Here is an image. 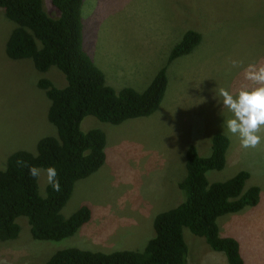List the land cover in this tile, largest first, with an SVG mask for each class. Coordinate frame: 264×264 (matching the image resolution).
<instances>
[{
    "label": "rangeland",
    "instance_id": "374dc122",
    "mask_svg": "<svg viewBox=\"0 0 264 264\" xmlns=\"http://www.w3.org/2000/svg\"><path fill=\"white\" fill-rule=\"evenodd\" d=\"M44 8L56 10L49 0ZM83 48L116 92L123 87L143 91L158 70L166 67L168 83L158 109L148 116L119 124L86 115L80 129H100L106 136V161L93 174L75 182L61 210L64 217L87 205L92 217L70 237L34 240L26 217L17 240L0 241V264H45L64 248L109 253L142 251L154 237L153 220L184 199L179 182L186 175L185 153L193 144L201 156L211 152V136L230 138L225 166L206 172L209 183L223 181L240 170L249 173L244 189L257 185L256 206L217 218L220 236L239 242L245 264H264V143L243 149L239 139L224 129L231 113L217 96L221 87L236 91L243 66L226 72L229 57L264 62V0H83ZM16 25L0 9V169L18 150L37 154V142L57 137L47 120L50 104L40 78L56 87L66 85L55 66L40 72L29 58L11 60L5 43ZM201 33L191 52L167 65L173 46L186 30ZM38 192L46 196L45 176L37 178ZM188 247L186 264H228L204 237L183 228Z\"/></svg>",
    "mask_w": 264,
    "mask_h": 264
},
{
    "label": "trees",
    "instance_id": "16d2710c",
    "mask_svg": "<svg viewBox=\"0 0 264 264\" xmlns=\"http://www.w3.org/2000/svg\"><path fill=\"white\" fill-rule=\"evenodd\" d=\"M49 1L56 17L45 10L43 0H0L4 16L16 25L6 43L7 57L29 58L40 72L55 66L66 80L61 88L46 78L37 81L50 101L47 120L56 128L57 137L40 138L36 155L26 150L11 153L5 168L0 169V241L18 237L21 226L16 219L21 215L28 218L35 240L68 238L87 222L91 217L87 205H81L68 217L61 213L75 182L93 174L106 160L104 132L100 129L83 132L81 120L92 115L119 124L129 118L148 116L158 109L168 83L166 67H162L143 91L123 87L116 92L83 48V0ZM201 40V33L186 30L173 46L167 65ZM229 145V136L217 132L211 136L208 156L199 155L193 144L187 147L186 175L178 184L185 199L155 216V235L142 251L103 253L71 247L56 251L45 264H185L188 249L183 227L204 237L213 250L225 254L228 264H245L239 242L233 237H220L216 219L259 204L260 189L257 185L244 189L249 178L245 170L211 183L206 176L207 171L225 166ZM21 159L42 169L54 165L61 190L56 192L46 185V196H40L37 178L29 174L28 167L17 165Z\"/></svg>",
    "mask_w": 264,
    "mask_h": 264
},
{
    "label": "clouds",
    "instance_id": "9594fccd",
    "mask_svg": "<svg viewBox=\"0 0 264 264\" xmlns=\"http://www.w3.org/2000/svg\"><path fill=\"white\" fill-rule=\"evenodd\" d=\"M6 43H5V54L7 56ZM193 48L189 52H191ZM189 52L185 54H188ZM185 54H181V55H185ZM169 56L167 60H169ZM227 64L229 65V67L226 69L227 73H230L232 69L240 68L243 66V72H242L243 79L241 80L239 87L237 88L236 91H231L225 87H221L218 90L217 96L222 102L223 109L226 108L232 114L231 117L225 119L223 125L224 129L226 128L227 132L231 136H236L239 139L240 146L243 149L257 148L262 143H264V62L253 61V62H249L246 66H244L242 60L229 57L227 60ZM16 163L20 167H28L29 174L33 178H39L43 173V175L45 176L46 184L51 186L53 191L59 192L61 190L58 170L54 165H50L46 169H42L36 165H28L27 161H24L22 159L17 160ZM259 200H261V191H259ZM21 216L26 217L23 215ZM91 217H92V211H91ZM216 223H217V219H216ZM220 237H224V236H220ZM17 239L18 238H16L15 240ZM186 261H187V255L185 257V264Z\"/></svg>",
    "mask_w": 264,
    "mask_h": 264
}]
</instances>
